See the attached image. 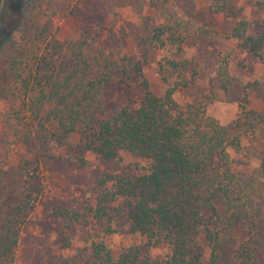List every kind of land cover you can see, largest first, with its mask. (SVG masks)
I'll return each instance as SVG.
<instances>
[{
	"label": "trees",
	"instance_id": "obj_1",
	"mask_svg": "<svg viewBox=\"0 0 264 264\" xmlns=\"http://www.w3.org/2000/svg\"><path fill=\"white\" fill-rule=\"evenodd\" d=\"M73 1V0H71ZM214 14L231 12V0H208ZM156 18L143 22L141 46L163 52L157 72L165 86L161 96L151 90L143 71V55L121 48L114 35L87 28L75 39L58 40L52 21L33 18L11 46L6 76L10 111L7 136L29 147L33 156L17 166L0 163V185L11 198L0 200V264H15L22 230L44 192L40 162L47 150L66 149L65 162L86 165L85 152L100 161L119 162L123 156L145 161L142 173L107 175L95 206L83 213L67 209L53 215L73 224L103 221L114 215L140 242L120 250L116 258L102 241L90 245L85 264H214L224 244L230 243L238 214H255L264 205V111L239 104L234 126L221 124L206 112V104L178 103L174 95L198 77L196 60L186 53L194 32L167 5ZM255 20H234L228 39L253 59L264 54V0ZM2 0H0V20ZM211 81L224 93L231 79L228 56H220ZM113 83H133L140 91L136 106L111 112L103 93ZM78 137V143L70 146ZM254 143L242 145V138ZM235 154H249L259 165L246 178L233 169ZM223 200L219 211L215 202ZM114 233L110 227L106 230ZM166 247L162 258L151 249ZM236 264H258L249 248L240 246ZM209 253L210 262L205 263Z\"/></svg>",
	"mask_w": 264,
	"mask_h": 264
},
{
	"label": "rangeland",
	"instance_id": "obj_2",
	"mask_svg": "<svg viewBox=\"0 0 264 264\" xmlns=\"http://www.w3.org/2000/svg\"><path fill=\"white\" fill-rule=\"evenodd\" d=\"M165 1L194 32L188 38L186 53L199 66L198 77L187 88L177 91L175 100L180 104L202 101L208 115L230 127L236 122L239 104L264 111V54L262 59H253L239 52L227 38L234 20L240 17L256 20L260 16L261 11L255 6L257 0H231V12L220 15L209 10L208 0H2L0 163L6 167L17 166L33 156L29 147L13 143L7 136L6 121L11 108L6 76L9 52L31 19L36 18L38 22L50 19L56 38L62 42L77 38L87 28L99 30L101 39L114 35L121 48L143 55V71L150 90L161 96L165 86L157 68L164 53L153 47L145 52L141 46L145 45L143 22L147 17L156 18L160 14L159 6ZM220 56H228L231 86L227 93L211 81ZM140 96L133 83H113L105 88L103 102L109 111L116 112L125 105L136 106ZM78 139L74 138L70 146L76 145ZM253 143L250 137L242 138L243 146ZM69 149L47 150L49 157L40 162L44 192L22 230L15 264H85L91 258L92 242L107 244L114 258L120 250L140 242L128 233L117 216L103 221L89 218L87 223L75 225L54 216L53 211L67 209L83 213L88 206H95L102 177L138 175L146 162L123 156L119 162L105 163L93 153L85 152L86 165L81 167L64 161L63 153ZM230 155L235 173L242 178L250 176L259 165L249 154L238 155L230 150ZM11 193L7 186L0 185V200L11 198ZM215 204L219 211L223 210V200L218 199ZM251 213L238 214L231 231L232 240L224 244L214 264H236L233 258L240 253L242 245L252 250L258 264H264V205L255 214ZM108 227L114 233L109 234ZM166 253V247L162 246L151 249L149 255L162 258ZM209 262V253H206L205 263Z\"/></svg>",
	"mask_w": 264,
	"mask_h": 264
}]
</instances>
